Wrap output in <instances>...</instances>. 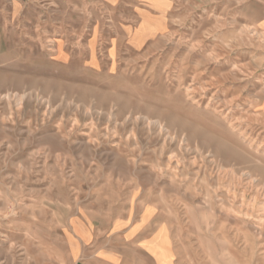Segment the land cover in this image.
<instances>
[{
	"label": "rangeland",
	"instance_id": "374dc122",
	"mask_svg": "<svg viewBox=\"0 0 264 264\" xmlns=\"http://www.w3.org/2000/svg\"><path fill=\"white\" fill-rule=\"evenodd\" d=\"M142 208L177 264H264V0H0V264Z\"/></svg>",
	"mask_w": 264,
	"mask_h": 264
},
{
	"label": "crops",
	"instance_id": "0c3cea01",
	"mask_svg": "<svg viewBox=\"0 0 264 264\" xmlns=\"http://www.w3.org/2000/svg\"><path fill=\"white\" fill-rule=\"evenodd\" d=\"M154 217L152 210L142 208L131 218L130 213L123 218L117 217L107 228L93 225L84 216L79 217L74 221L78 230H73L75 248L70 249V256L77 264L85 263L90 258L96 264H128V257L134 254L150 264H177L171 245L167 244L162 248L158 246L160 242L156 231H151ZM115 239L130 247H113Z\"/></svg>",
	"mask_w": 264,
	"mask_h": 264
},
{
	"label": "bare ground",
	"instance_id": "6f19581e",
	"mask_svg": "<svg viewBox=\"0 0 264 264\" xmlns=\"http://www.w3.org/2000/svg\"><path fill=\"white\" fill-rule=\"evenodd\" d=\"M256 180H258V179H256ZM253 181H255V180H253Z\"/></svg>",
	"mask_w": 264,
	"mask_h": 264
}]
</instances>
